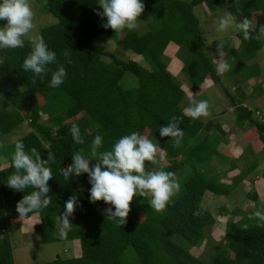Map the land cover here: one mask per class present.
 Instances as JSON below:
<instances>
[{"label": "trees", "instance_id": "16d2710c", "mask_svg": "<svg viewBox=\"0 0 264 264\" xmlns=\"http://www.w3.org/2000/svg\"><path fill=\"white\" fill-rule=\"evenodd\" d=\"M99 2L47 0V13L57 22L42 28L41 36L57 53V63L49 65V69L54 71L61 65L66 69L67 77L59 88L49 86L51 71L43 80L33 82V74L23 70V60L31 51L28 39L23 48L0 50V159L9 162V166L0 170V233L3 232L0 264H15L14 249L7 232L12 221L30 219L34 214L40 216V223L34 230L39 233L41 243L79 241L81 246L77 261L59 255L38 264H264V226L252 216L264 204L256 190L248 194L255 207L247 213L239 209L232 211L234 217L241 215V218L228 220L224 248L209 253L207 259L173 241L178 235L199 246L207 228L217 223L215 215L202 207L206 194L230 199L240 182L247 180L249 172L258 167L260 160L264 161V120L255 114L258 109L253 107V98L264 96V83L241 88L254 79L252 75L261 74L258 62L247 63L264 47V40L256 39V32H253V38L245 41L238 32L239 47L224 50L231 70L219 73L209 45L212 43L219 51L221 40L208 38L207 41L205 34L209 24L203 28L195 8L205 5L212 13L208 22L215 24L213 14L224 6L236 15L237 20L248 17L258 31L264 25V0H144V12L149 17L147 29L117 33L102 27L106 18L102 21L97 16L103 11L98 7ZM253 14H256L255 22ZM4 23L0 21V24ZM104 33L124 51L130 52V57L123 59L96 45L94 39ZM172 43L178 46L177 56L183 64L179 72L188 78L192 89L197 91L207 80L219 85L233 107L237 122L235 130L243 131L248 125V130L252 129L249 134L245 133L246 136L243 134L249 140L245 149L253 155L258 154V158L229 183L206 174L207 165L215 156L228 158L218 149L221 145L218 134L213 137L209 131L216 127L219 134L226 132L218 121L204 117L193 120L184 114L182 101L187 98V93L169 68L167 50ZM128 72L137 78V83L126 88L122 80ZM224 75L226 80L231 75L238 95L227 87ZM173 116L179 118V127L184 131L180 147H174L170 137L162 138L159 133L160 126L166 125ZM25 123L30 131L11 141L10 136ZM74 125H79L84 144L74 142L71 136ZM134 131L155 138L157 145L165 150L168 163L162 168L175 173L181 190L161 212L151 210L150 195L146 198L134 196L127 222L120 227L103 213L110 205L103 201L89 202L91 185L87 174L66 180L62 169L67 170L76 152L95 159L90 151L91 141L97 134L103 136V145L98 151H106L111 150L120 137ZM17 140L23 141L26 152L36 148L44 159L48 153L55 157V163L51 164L53 179L49 181L52 203L26 217H19L16 206L34 189L28 187L24 192H17L7 186V177L16 172L12 154ZM221 140L224 144L230 141L228 138ZM254 141H257L256 150L251 145ZM96 162L90 161V167ZM237 166L232 162L229 170L237 169ZM146 170H151L149 162H146ZM73 195L77 196L79 206L69 218L73 225L67 238L62 239L58 235V223L65 211V202ZM226 210L223 206L219 214L227 216ZM141 213L145 214L143 219Z\"/></svg>", "mask_w": 264, "mask_h": 264}, {"label": "clouds", "instance_id": "9594fccd", "mask_svg": "<svg viewBox=\"0 0 264 264\" xmlns=\"http://www.w3.org/2000/svg\"><path fill=\"white\" fill-rule=\"evenodd\" d=\"M238 2V0H237ZM98 7L103 11L97 16L102 21V27L113 29L115 32L124 30H136L139 27L138 17L144 12V0H100ZM239 11V10H238ZM0 50L17 49L25 47V37L29 38L30 53L24 58L22 68L25 72L33 74V82L43 80L48 74L49 65L57 63V53L51 50L43 37L39 34H29L34 31V11L30 0H0ZM229 30L242 33L243 40L255 38L264 40V25L253 28L252 21L245 17L237 20L232 11H226L215 24V31L227 33ZM218 72L226 73L231 70V64L224 59L225 52L222 43H219ZM69 55L68 52L65 53ZM234 59V58H233ZM70 62V61H69ZM67 77L64 66L51 71L49 86L59 88ZM194 106L184 110V114L193 120L209 115V102L207 100L193 101ZM160 136L170 137L174 147H180L184 140V131L179 127V118L171 117L168 123L159 128ZM71 136L75 143L84 144L79 125H74ZM103 145V136L97 134L91 141V157L86 158L80 152L72 155V163L67 170L62 169V175L66 180L72 176L79 177L87 174L89 188V202L103 201L109 207L103 209L107 219L112 220L117 226L126 224L129 215L130 204L135 197H148L151 210L161 212L166 209L171 198L181 190V183L175 177V173L160 170H146V162L149 165H160L165 159V150L138 131L120 137L112 145L111 150L98 151ZM97 161L90 167V161ZM55 163L52 153L47 158L41 157L36 148L25 151L22 140L15 142V151L12 154V164L16 172L7 177V186L14 191L24 192L28 187L34 191L24 195L17 203L16 210L19 217H26L30 213H37L48 208L51 203L49 196V181L53 179L51 164ZM79 206L77 196H70L65 202L58 235L67 238L72 223L70 217L75 207ZM252 216L257 219L260 226H264V204H261Z\"/></svg>", "mask_w": 264, "mask_h": 264}, {"label": "rangeland", "instance_id": "374dc122", "mask_svg": "<svg viewBox=\"0 0 264 264\" xmlns=\"http://www.w3.org/2000/svg\"><path fill=\"white\" fill-rule=\"evenodd\" d=\"M31 7L34 11V24H35V29L33 32L29 34L31 35H36L39 34L41 35V30L42 28H45L47 26H50L54 23L57 22V19L47 13V0H30ZM196 14L199 16L201 24L204 29H206L207 24V32H206V39L208 41V38L211 39L212 41H220L221 43H224V50L228 51L230 47H234V45L231 46V42H229V35L231 33H234L233 31L229 30L227 33H218L215 31V24L218 21V19L224 15V13L227 11L226 7H221L219 8V11L217 14H213V21L215 24H211V21L208 22L209 16L212 14L210 10L205 6H197L195 8ZM145 12H142L140 17L138 19L139 27L137 28L138 30L140 29L145 30L149 17L145 15ZM253 19L254 22L256 20V14H253ZM208 22V23H207ZM147 29V28H146ZM25 39H28V37H25ZM219 39V40H218ZM94 43L98 45L101 48H104L106 50H110L115 52L119 57L128 59L130 52L124 51L118 44L117 42L108 34L104 33L97 38L94 39ZM237 42H235L236 44ZM240 43V39H239ZM233 44V43H232ZM210 52L211 54L219 61V51L218 49L212 45H209ZM168 53L170 54V65L169 68L172 69V63H177L179 65V68L183 64H179V60H181L177 54H178V47L173 46L169 47ZM172 54V55H171ZM107 59V58H106ZM224 59L227 60V55H225ZM2 60V57H0V62ZM109 60V59H108ZM258 62L261 68V74L254 76L255 82L249 81L248 83H245L244 85L247 87L257 85L261 81L264 80V47L260 49L257 52V56L248 62L247 64L250 65L251 63ZM218 63V62H217ZM250 63V64H249ZM218 68V67H217ZM249 72V71H248ZM251 72V71H250ZM229 76V80H226V76L224 75L223 78L225 80V83L227 87L230 89V91L238 95L237 93V87L235 86V83H233V79ZM177 78L180 80L182 87L186 91L187 98L182 101V107L184 110L188 107L194 106L192 104L193 100L197 99L198 101L200 100H207L209 102V115L207 117H204L205 120L212 119L214 121H220L223 123V128L225 129L226 134L222 135L218 133V129L216 127H213L209 132L213 137H216L217 134L220 139V143L222 146L219 145V151L222 155H227L228 158L227 160L225 158H221L219 156H215L214 159L207 165V176L208 177H217L220 179V181L223 182H231L232 178L234 176H240L241 171L246 169L247 167L249 168L252 164V161L254 159H257L255 156H253L252 151L250 152L249 150L245 149V152L240 154L239 149L236 143L239 145L244 144V141L242 140H235V137H232V134H235V125H236V116L233 112L230 111V101L228 96L222 91L219 85L214 84L212 85L211 88H206L202 94H197L195 93L196 91L192 89V85L188 82V78L184 74H180L177 76ZM244 78V77H243ZM137 83V78L131 73H127V75L124 77L122 80V84L124 87H130L133 85H136ZM122 85V86H123ZM255 85V86H256ZM249 86V87H250ZM243 87V86H242ZM253 100H255V103L253 104V107L257 110L256 115H259L262 117L264 120V114H260L261 112L264 113V96H258L254 97ZM232 108V107H231ZM233 109V108H232ZM226 111V112H224ZM260 111V112H259ZM43 118H47V116H43ZM44 119V120H45ZM249 127V125H248ZM246 127V128H248ZM237 130V129H236ZM30 131V127L27 125V123L23 124L22 128L17 130L12 136L9 138L11 141H15L19 136L26 134L27 132ZM144 136L148 138L149 135ZM8 138V139H9ZM223 138H228L231 139V144L229 149H224V142L221 140ZM153 141V143L157 144V141L155 138L150 137ZM252 143V142H251ZM240 154V155H239ZM264 155V153L262 154ZM1 160V159H0ZM0 162V170L6 168L9 166V162L6 160H1ZM232 162L236 163L238 166L237 169L229 170ZM167 159L165 158L162 162H160V165H150L151 170H159V167L161 165L167 164ZM263 165L261 167V170L259 173L257 172L256 168L251 170L246 177L249 181V184H247L245 181L240 182V184L233 190L231 194V198H226L223 196H216L214 194L208 193L203 199L202 202V207L205 210L211 211L217 220V223L210 228H207L206 234H205V239L200 242L199 246L192 245V243L188 242L186 239H184L181 236H175L173 238V241L177 242L181 246L189 249L191 253L195 254L196 256H200L202 258H208V254L211 253L213 254L217 248H224L223 245H225V221L227 218H221L223 217L221 214H219V211L222 209L223 206L227 207V215H229V218L233 219H239L241 218V215H237L234 217L232 215V211L234 209H239L243 213L250 212V209L253 208L255 202L248 198V194L252 193L253 191H257L260 194V198L262 201H264V193H262V188L261 190L259 189L262 186V179L260 178L262 176V170ZM258 170V171H259ZM259 174V182L258 184L254 185V180L253 179V174ZM176 177V175H175ZM179 193V192H178ZM177 193V194H178ZM176 194V195H177ZM175 195V196H176ZM174 196V197H175ZM175 199V198H174ZM172 198V200H174ZM255 207V206H254ZM253 210V209H252ZM144 213H141L140 217L141 219L144 218ZM40 223V218L36 220V218H30L29 220L23 221L21 219H16L12 221L11 227L7 230L9 233V236L12 241L13 249H14V259H15V264H38L42 262H47L50 260L55 259L59 255L62 257L66 258H73L74 261H77L80 256H81V246L79 241L75 242H69V241H63V242H53V243H47L43 244L40 241V236L39 233L34 230V226L36 224ZM60 221L58 223V229H59ZM3 232L0 233V237H2ZM223 244V245H222Z\"/></svg>", "mask_w": 264, "mask_h": 264}, {"label": "crops", "instance_id": "0c3cea01", "mask_svg": "<svg viewBox=\"0 0 264 264\" xmlns=\"http://www.w3.org/2000/svg\"><path fill=\"white\" fill-rule=\"evenodd\" d=\"M229 38H230V40H229V42H231L230 44H231V46L232 45H234V47H232V48H235V49H237L238 47H239V45H240V43H239V39H240V37H239V34H238V32H234L233 34H231V36H229ZM235 42H237L236 44H235ZM233 43V44H232ZM170 47H173V46H176V45H174L173 43L171 44V45H169ZM178 47V46H177ZM169 50V49H168ZM172 55V54H171ZM178 61H179V64L181 63L180 62V60L178 59ZM171 71L176 75V76H178V75H180V74H182L181 72H179L180 70H179V65L177 64V63H172V69H171ZM251 81H253V82H255V80H251ZM261 82H263L264 83V81H261ZM260 82V83H261ZM205 86H202V87H200V89H198L195 93H197V94H202V92L206 89V88H211L212 87V85H214L213 83H212V81H210V80H207L206 82H205V84H204ZM258 85V84H257ZM255 85H253V87H254ZM249 87V86H248ZM247 87V85L246 86H244L243 85V87H241L242 89L244 88H248ZM263 88H264V86H263ZM193 101H198L197 99H195V100H193ZM233 108V107H232ZM231 107L229 108L230 109V111L229 112H233ZM208 120H210V119H208ZM212 120V119H211ZM218 122H220V121H218ZM220 123H222V122H220ZM222 125H223V123H222ZM248 127V126H247ZM233 132H235V134H232V136L230 137V138H232V137H235V140H242V141H244V144H241V145H239L238 143H236L235 145H237L238 146V148L237 149H239V153L240 154H242V153H244V149H245V147L247 146V144L249 143V140L246 138V137H244V136H246L245 135V133H247V134H249L250 132H252V129L251 130H248V128H246L245 130H235V131H233ZM243 134H244V136H243ZM253 135V134H252ZM230 141L227 143V144H224V149H229L230 148V144L232 143L231 142V139H229ZM255 143H257V141H254V142H252L251 143V145H252V148L254 149V150H256L257 149V144H255ZM220 146H222V145H220ZM256 148V149H255ZM239 154V155H240ZM253 156H255L256 158H258V154L257 155H253ZM262 165H263V168H262V170L264 169V161L263 160H260L259 161V165H258V167L256 168V170H257V172H259L260 170L259 169H261V167H262ZM259 170V171H258ZM255 178V180H254V185L256 184H258V178H259V174L257 173V174H253V179ZM263 181H262V186L259 188L260 190H261V188H262V193H264V176L262 175L261 177H260ZM247 184H249V181H248V179L245 181ZM259 193V192H258ZM260 195V194H259ZM264 195V194H263ZM36 218V220H38L39 218H40V216H39V214H34V215H32V218ZM221 218H227L226 219V221H225V229H226V224H227V222H228V220H230V218H229V215H227V216H223V217H221ZM26 220H29V218L28 219H25V220H23V221H26Z\"/></svg>", "mask_w": 264, "mask_h": 264}]
</instances>
